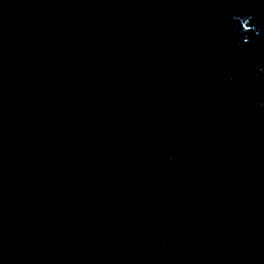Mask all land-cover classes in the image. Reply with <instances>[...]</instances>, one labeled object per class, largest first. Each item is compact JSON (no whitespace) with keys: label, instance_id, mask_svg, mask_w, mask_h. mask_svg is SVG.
<instances>
[{"label":"water","instance_id":"water-1","mask_svg":"<svg viewBox=\"0 0 264 264\" xmlns=\"http://www.w3.org/2000/svg\"><path fill=\"white\" fill-rule=\"evenodd\" d=\"M0 264H264V0H0Z\"/></svg>","mask_w":264,"mask_h":264}]
</instances>
